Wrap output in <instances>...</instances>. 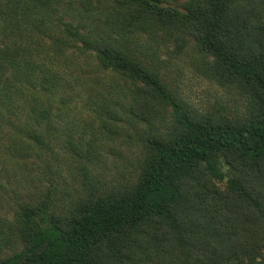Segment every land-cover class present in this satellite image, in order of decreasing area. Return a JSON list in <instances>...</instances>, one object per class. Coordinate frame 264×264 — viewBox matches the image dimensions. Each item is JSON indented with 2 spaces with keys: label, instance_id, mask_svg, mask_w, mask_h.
I'll return each instance as SVG.
<instances>
[{
  "label": "rangeland",
  "instance_id": "rangeland-1",
  "mask_svg": "<svg viewBox=\"0 0 264 264\" xmlns=\"http://www.w3.org/2000/svg\"><path fill=\"white\" fill-rule=\"evenodd\" d=\"M17 1L0 0V259L24 247L33 226L27 211L45 202L52 215L67 219L90 190L125 191L146 158V136L173 128L170 107L139 81L103 65L64 28L68 21L91 40L118 37L106 22L110 1L90 10L77 0H44L47 7L36 0L26 16L12 19ZM189 1L164 4L185 11ZM230 1L239 13L247 8V16L264 20V0ZM58 37L67 44L57 45ZM121 43L194 117L238 123L259 105L247 84L221 73L195 38L175 27L129 32ZM19 53L25 59L20 68L11 62ZM214 163L223 187L235 169L221 155ZM137 264L153 262L139 258Z\"/></svg>",
  "mask_w": 264,
  "mask_h": 264
},
{
  "label": "trees",
  "instance_id": "trees-1",
  "mask_svg": "<svg viewBox=\"0 0 264 264\" xmlns=\"http://www.w3.org/2000/svg\"><path fill=\"white\" fill-rule=\"evenodd\" d=\"M34 1L18 0L12 19L26 16ZM77 1L92 10L104 0ZM108 1L106 22L118 37L91 40L68 21L65 30L103 65L139 81L170 107L173 128L146 136V158L125 191L90 190L67 219L52 215L45 202L27 211L33 226L24 247L0 264H137L139 258L153 264H264V20L247 16V8L239 13L230 0H190L185 11L164 0ZM158 24L192 35L221 73L248 85L259 102L248 119L192 116L154 71L124 49L126 34ZM24 60L19 53L11 62L20 68ZM218 155L235 169L223 187L216 183L224 176L214 163Z\"/></svg>",
  "mask_w": 264,
  "mask_h": 264
}]
</instances>
